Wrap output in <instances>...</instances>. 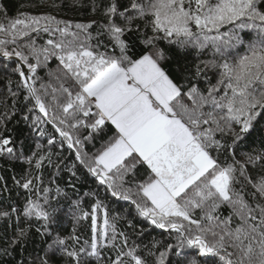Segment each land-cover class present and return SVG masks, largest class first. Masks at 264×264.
I'll list each match as a JSON object with an SVG mask.
<instances>
[{
    "label": "snow or ice",
    "instance_id": "1",
    "mask_svg": "<svg viewBox=\"0 0 264 264\" xmlns=\"http://www.w3.org/2000/svg\"><path fill=\"white\" fill-rule=\"evenodd\" d=\"M100 7L102 23H73L25 12L9 18L0 6V57L14 60L18 77L11 109L0 112V157L28 166L13 180L37 195L0 208V218L20 221L0 257L39 235L51 240L39 264L58 251L63 264H264V139L241 154L254 131L264 132V0H108L92 11ZM174 49L210 50L212 58L174 78L165 67ZM53 58L55 85L39 75ZM14 119L27 136L11 134ZM98 137L106 139L89 152ZM48 168L69 173L73 188L81 169L97 183L83 193L90 211L73 201L79 214L63 237L54 235L51 189L36 184ZM100 189L133 206L130 233ZM84 220L87 238L77 234ZM137 220L166 238L143 243Z\"/></svg>",
    "mask_w": 264,
    "mask_h": 264
},
{
    "label": "trees",
    "instance_id": "2",
    "mask_svg": "<svg viewBox=\"0 0 264 264\" xmlns=\"http://www.w3.org/2000/svg\"><path fill=\"white\" fill-rule=\"evenodd\" d=\"M121 2L126 5L128 0H121ZM107 3L108 0H0V6L6 9L9 18L16 17L20 12H25L29 15H52L59 20L71 21L73 23H87L91 20H98L102 23L103 7H100L97 12H93L92 6L93 4L102 6ZM92 33L95 35V27ZM41 35L44 36V34ZM38 43L42 44L43 39H38ZM136 50L138 51L139 48ZM172 56V60L166 63L165 67L174 78L185 65L190 69H194V65L199 63L200 60L212 58L210 50H206L204 53L198 55L194 49H174ZM5 64L8 66L7 70H5ZM13 66L14 60H5V58L0 57V112L11 109L12 106L13 98L9 89L12 91L16 90V81L18 79L16 75L11 74V68ZM59 72L58 61L53 58L48 62L47 68L39 71V75L42 76L46 82L51 80V83L55 85V75ZM48 73H52L53 76L49 77ZM9 77L12 81L11 84H9ZM17 119H19V117H17ZM8 128L13 130L11 133L13 135H18V129H23L25 136H27L29 131L26 125L22 123L17 124L16 119L8 124ZM18 139L22 140L23 137L18 136ZM102 139H106V137H98L93 143L88 144L87 150L89 152L96 151V149L100 147ZM262 139H264V132L258 128L242 145L241 154L250 151L252 148H259ZM43 142L44 141H41V143ZM29 148L35 151V146L31 137L25 141V152L27 154H31L28 151ZM68 154L69 153L66 151L65 155ZM221 159H223V157H221ZM27 169L28 166L22 161H10L0 157V176L4 177L3 180H0V208L8 209L9 205L20 207L29 195H31L33 199L37 198V195H33L19 188L13 180V177L19 179L21 174L27 171ZM55 171L54 168L45 169L43 171V184H40L39 181H37L36 184L40 188L47 187L51 189L49 193L50 204L57 210L56 216L59 220L58 224L53 226L55 229L54 235L59 234L63 237L71 234L73 215L79 214L78 210L73 205V201L82 198L81 208L84 211H90L93 200L83 197V193L89 190H95L97 188V183L93 177L87 174L86 169H81L79 173L80 181L76 182L75 188H73L69 183L71 179L69 173L64 172L56 175ZM139 171L142 173L144 168L141 167ZM53 181H55V183H53ZM57 187L62 190L60 193L56 192ZM239 187L240 185H237V188ZM245 191L250 193L252 191L251 186H248ZM38 195L42 196L43 194L38 193ZM100 198L108 205L110 216L118 215L122 217V219L117 221L118 227L130 233L131 230L128 229L126 223L128 219H132L134 216V208L130 202L110 198L106 196L103 189H100ZM220 211L224 216H227L230 209L222 207ZM18 224H20V221L17 220L15 214H13L11 218H0V247L6 246V242L11 238ZM89 225L90 220L81 221L80 224L77 225V234L81 235L82 238H87L90 234ZM137 225L138 227L142 226L146 229L142 237L143 243H148L152 239L159 240L166 238V234H164L162 230L154 228V226H149L147 223H143L140 220H137ZM138 242L140 241L138 240ZM49 243H51L50 238H41L39 235H33L23 246L15 248V250L10 249V256L0 257V264H12L13 261L20 260L25 261V264H29L30 261H36L37 264H39V259L44 258L45 253L48 251ZM71 243V241H68L69 245H71ZM63 259L62 253L58 251L54 257L49 258V264H63ZM89 264H95V259L90 258Z\"/></svg>",
    "mask_w": 264,
    "mask_h": 264
}]
</instances>
